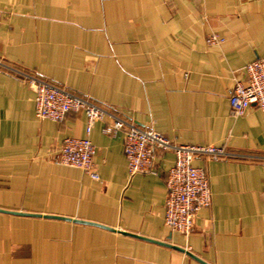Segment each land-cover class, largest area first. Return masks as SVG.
<instances>
[{
    "label": "crops",
    "instance_id": "1",
    "mask_svg": "<svg viewBox=\"0 0 264 264\" xmlns=\"http://www.w3.org/2000/svg\"><path fill=\"white\" fill-rule=\"evenodd\" d=\"M210 33L223 41L207 44ZM262 57L264 0H0V264H264V114L234 117L228 99ZM8 69L176 143L224 146L192 161L212 203L191 233L164 223L173 152L157 153L156 173L129 177L123 132L98 120L99 180L59 163L62 139L86 137L84 111L38 119L33 91Z\"/></svg>",
    "mask_w": 264,
    "mask_h": 264
},
{
    "label": "built area",
    "instance_id": "2",
    "mask_svg": "<svg viewBox=\"0 0 264 264\" xmlns=\"http://www.w3.org/2000/svg\"><path fill=\"white\" fill-rule=\"evenodd\" d=\"M209 45L220 44L223 39L216 33L206 36ZM24 80L34 93L35 116L62 122L69 112L83 110L86 115V137H65L59 146V163L77 167L92 179L99 180L93 155L95 147L89 138L93 124L103 120V132L124 134L123 151L129 177L140 173H156L157 153L171 151L174 164L166 177L164 223L171 230L188 236L194 226V218L202 208L212 203L210 178L205 168L192 164L194 157L202 154L216 160L226 154L224 146H200L176 143L153 127H141L122 117L112 115L107 109L88 96L58 85L36 74L8 69ZM243 79L234 77L228 99L231 114L243 115L248 108L256 107L264 114V57L247 63L243 68Z\"/></svg>",
    "mask_w": 264,
    "mask_h": 264
},
{
    "label": "water",
    "instance_id": "3",
    "mask_svg": "<svg viewBox=\"0 0 264 264\" xmlns=\"http://www.w3.org/2000/svg\"><path fill=\"white\" fill-rule=\"evenodd\" d=\"M53 217L61 218V219H68V220H74L75 222H83V223L96 224V223H92V222H89V221H83V220H79V219H70V218H67V217H61V216H53ZM97 225L102 226V227H104V228H108V227H106V226H104V225H100V224H97ZM108 229H110V228H108ZM155 242H159V241H155ZM159 243H161V244H166V243H163V242H159ZM167 245H168V244H167ZM169 246H172V247H174V248H176V249H178V250H180V251H183V252H185L186 254H189L190 256H192V257H194V258H197V257H195L194 255H192L189 251H187V250L184 249V248L176 247V246H173V245H169ZM197 259H198V258H197ZM198 260H200V259H198ZM200 261H201V260H200ZM201 262L204 263V261H201ZM204 264H207V263H204Z\"/></svg>",
    "mask_w": 264,
    "mask_h": 264
}]
</instances>
